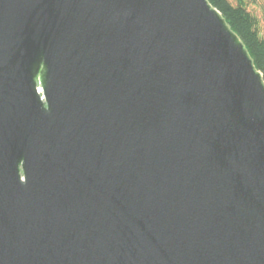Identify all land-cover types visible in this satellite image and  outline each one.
Returning a JSON list of instances; mask_svg holds the SVG:
<instances>
[{
	"label": "water",
	"instance_id": "water-1",
	"mask_svg": "<svg viewBox=\"0 0 264 264\" xmlns=\"http://www.w3.org/2000/svg\"><path fill=\"white\" fill-rule=\"evenodd\" d=\"M0 264H264V80L208 0H0Z\"/></svg>",
	"mask_w": 264,
	"mask_h": 264
},
{
	"label": "trees",
	"instance_id": "trees-1",
	"mask_svg": "<svg viewBox=\"0 0 264 264\" xmlns=\"http://www.w3.org/2000/svg\"><path fill=\"white\" fill-rule=\"evenodd\" d=\"M245 45L264 80V0H208Z\"/></svg>",
	"mask_w": 264,
	"mask_h": 264
},
{
	"label": "rangeland",
	"instance_id": "rangeland-1",
	"mask_svg": "<svg viewBox=\"0 0 264 264\" xmlns=\"http://www.w3.org/2000/svg\"><path fill=\"white\" fill-rule=\"evenodd\" d=\"M233 1H235V0H233ZM254 2H255V4H256V6L259 7V1H258V0H254Z\"/></svg>",
	"mask_w": 264,
	"mask_h": 264
}]
</instances>
